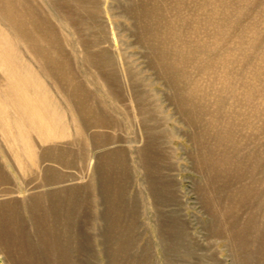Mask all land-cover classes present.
<instances>
[{"label":"bare ground","instance_id":"bare-ground-1","mask_svg":"<svg viewBox=\"0 0 264 264\" xmlns=\"http://www.w3.org/2000/svg\"><path fill=\"white\" fill-rule=\"evenodd\" d=\"M126 1L130 5L124 15L136 22L141 47L152 53L161 72L169 77L166 84L175 94L181 115L200 131L195 140L198 169L206 179L205 203L221 210L210 209L216 219L211 230L220 231L214 235L229 241L236 264H264V0ZM100 5L99 0H0L2 141L24 183L41 176L56 181L58 167L66 169L81 157V151L77 153L74 148L84 150L90 140L99 150L112 141L101 134L83 141V134L122 127L100 95L119 104L133 103L144 135L142 149L135 152L137 161L146 171L151 198L160 209L155 227L165 248L163 257L168 264H176L182 243L178 240L187 233L186 224L178 211L163 215L161 203L172 204L176 197L164 191L160 197L154 184L161 178L152 173L156 139L149 134L162 124L148 106L144 88L149 80L135 79L131 66L124 67L121 52L103 47L104 37L99 40L96 34L80 33L79 23L90 28L100 16ZM256 8L260 9L257 14ZM3 24L12 26L13 32L3 29ZM189 66L193 70L189 71ZM153 118L155 127H150ZM29 135L39 143L36 151L31 148ZM137 138L132 143H139ZM125 155L118 151L100 157L105 158L107 171L114 158L125 172ZM45 163L49 165L40 175ZM117 180L124 184L122 175ZM0 183L12 184L3 167ZM123 190L119 191L121 198ZM182 248L185 252V244ZM237 257L243 258L239 261Z\"/></svg>","mask_w":264,"mask_h":264},{"label":"rangeland","instance_id":"rangeland-1","mask_svg":"<svg viewBox=\"0 0 264 264\" xmlns=\"http://www.w3.org/2000/svg\"><path fill=\"white\" fill-rule=\"evenodd\" d=\"M99 2L101 4L100 16L98 15L97 19L89 24L90 28L87 25L79 23L80 33L96 34L99 40L104 37L103 47L111 46L118 49L121 52L124 67L127 69L131 66L136 72L135 79L141 78L142 80H149L146 82L144 88L149 96L148 106L151 108L156 120H159L162 124L160 129L157 131L154 130L149 134L152 135L150 138L156 139L153 140L156 144L153 147V156L155 159L150 163L154 165L152 173L158 174L159 178H161L160 180L157 179V182H154V184L159 188L160 197L161 191H164L168 196L173 195L176 197L172 204H168L167 201L161 203L163 205V215L166 217L172 211H178L180 217L186 224L185 232L187 233L178 240L182 243L180 248L181 253L178 254L179 256L177 255L178 261L176 264H236L235 256L232 255L229 249V241L221 239L219 235H214L220 233V231H212L210 227L214 225L216 220L210 215V209L211 211L215 210V212H220L221 210L207 206L205 203L206 190L204 191L203 188H206V179L198 169L199 150L197 151V143L195 140L197 131L198 135L200 131L191 127L181 115L179 112V103L175 100V94L166 84V80L168 82L170 80L169 77L161 72V68L158 66L152 53L147 54L144 48L141 47L139 43L140 31L136 28V22L124 15V9H127L130 3L126 0H99ZM259 10V8H256L254 13L257 14ZM7 28L10 33L13 32L12 26L3 24V29ZM77 33L80 34L78 31ZM107 41L111 42V44H108ZM117 63L120 66L119 60H117ZM188 70H193V67L189 66ZM49 84L53 88V82H49ZM90 88L94 89L92 86ZM100 97L111 107L110 115L113 118L115 117L117 121H120L119 123L122 127H112L99 131L92 130L83 134L81 138L83 141L88 139L90 135L92 137L97 134L108 135L112 138V141L104 150L100 148L94 151L89 140L87 148L83 153L84 161L76 163L71 170H66L67 174L72 175L71 180L68 179L70 182L68 181L67 184L61 185L60 187L66 188L69 186L68 188H71L76 185L80 186L82 182H92L95 177V158L98 155H108V153L123 151L126 154L125 156L129 163L128 170L130 171L128 178L124 171L120 173L122 178L125 175L124 178L129 182L131 187L127 191L126 196L129 195L131 198L136 197L139 204L138 208L141 210V214H139L140 222L155 224L160 220V209L157 208L151 198V192L146 183L148 181L146 171L143 167L139 166V160L137 159L138 155L136 154V150L142 149L143 143L141 141L144 135L138 125L140 119L135 117V106L130 102L119 104L120 102L106 99L103 95H100ZM62 103L65 105L64 108L68 107L65 102ZM126 105L131 107L129 108ZM126 107L127 109H125ZM69 111L70 109L67 110V112ZM122 112H124L126 117H124ZM156 120L153 118L150 127H155ZM75 125L79 126L77 123ZM146 135L149 136L148 134ZM27 137L31 142V148L36 149L39 146L37 139L31 135ZM135 137L138 140L140 139L139 143H132L136 139ZM262 141H264V138ZM9 154L0 134V167H3L5 173L12 178V184L0 183V264H24L22 258L26 252L29 255L35 254L37 258L46 256L41 254L37 237L38 233L36 231L37 227L33 223L30 209L32 208V197L39 193L44 194L46 190L41 189L42 191L34 192V182L29 180L27 183H24L19 176L15 161ZM100 156L99 158H101ZM48 165L45 163L41 166L40 175L42 174V169ZM31 178L33 177L31 176ZM35 185L39 187L40 184L36 183ZM16 201L15 207L8 211V204L11 205V202ZM173 204L176 207L172 206ZM77 208L75 207V213ZM78 209L80 210V207ZM46 219L50 222V216L46 215ZM19 220L22 224L19 227L20 229L17 228ZM42 226L45 225L43 224ZM139 232L142 236L144 234V238L149 239V244L153 245V264H168L164 258L166 257L165 248L158 231L148 230ZM51 233L49 235L52 241L54 235ZM73 234L75 236L77 232L75 231L70 234L74 240ZM18 235L21 238L22 248H19L17 245L19 241ZM99 239H103L99 236V231H90V246L84 245L85 240L81 242L84 243L80 246L77 243H73L72 240L70 242L71 244L64 239L61 240V243L64 242L63 250L66 251L65 264H103L102 262H98V250L103 248L98 246ZM183 244H185V252H182ZM162 257L165 259L164 262ZM237 258L241 261L243 257ZM131 264L143 263L141 261H135Z\"/></svg>","mask_w":264,"mask_h":264},{"label":"crops","instance_id":"crops-1","mask_svg":"<svg viewBox=\"0 0 264 264\" xmlns=\"http://www.w3.org/2000/svg\"><path fill=\"white\" fill-rule=\"evenodd\" d=\"M74 149L77 150V153H80L79 151H81V154H80L81 157L78 156L77 159L74 161V163L69 165L68 168L66 169H62L58 167V171H59L58 172L59 174L57 176L58 180L50 182L47 180V178L43 179L42 176L40 177V179L37 178L39 181L37 179L34 180V183H33L35 186L34 192L42 191L41 189L46 190V193L44 194L39 193L33 196L34 198L32 197L31 199L32 208H30L33 223L35 227H37L36 231L38 233L37 237L39 238L38 240H39V245L41 248V254L46 255V256L45 257L41 256V258H37L35 254L29 255L26 252L23 255L24 264H46V263L47 264H65L66 263L65 261L66 251L63 250L64 242L61 243V240L66 239L65 241L68 242L69 244H71L70 242L72 240L73 243H77V245L79 244V246L82 245L84 242L83 243L81 242L85 240L84 245L90 246V241H89L90 231H99V236L103 238L102 240L99 239L98 241V246L103 247L102 249L98 250V253H99L98 262H102L103 264H107V263L108 264H114V263L115 264H129L130 263L131 264V263H134L135 261L136 262L141 261L143 264H153V260H154L153 254H152L153 245L149 244L148 242L149 239L144 238L143 237L144 234L142 236V234L139 231H148V230L153 231V230H157V228L155 227V224L139 221L140 219L139 214H141L140 213L141 210H139L138 208L139 204L137 202L136 197L131 198L129 197V195L126 196L127 191L130 190L131 188L129 182L125 180L124 178V184H120V182H118L117 180V176L122 172L119 169L121 165L117 159L112 158L109 161L110 163L108 166L111 167L110 168L111 170L107 171V168L105 166V163H106L105 158L97 159L100 156L98 155L97 158H95V177L92 182H82L80 186L79 185H76L74 187L72 186L71 189L68 188L69 186L66 188L60 187L61 185L63 186L67 184L69 181L68 179L71 180L72 175L67 174L66 170H71L73 166L76 165V163L84 161L83 153L86 148L83 146L84 150H80L79 148H74ZM93 150L96 151L98 149H93ZM103 156H105V154L101 155V157ZM101 162L103 166H105L106 171L103 169H100ZM128 165H129L128 161H126V165L122 164V169L124 170L126 169L125 173L127 175V178L128 176H130ZM103 173H104V176H103ZM61 177L63 179H61ZM64 177H66L67 179ZM55 182L59 184H56ZM36 183L40 184L39 187L35 185ZM53 183L55 185H53ZM104 183H105L106 188L104 187ZM61 189L62 191L64 190L63 191L64 194L63 192L58 193V190L61 191ZM104 189H106L107 192H104L105 191ZM120 189H124L123 198H121L119 195ZM67 193L68 195L65 196V194ZM106 195H108V197ZM113 197L114 199H112ZM16 203L17 201L13 203L11 202L12 207L11 205H9L8 211L11 210V208L13 209ZM73 207H74V210H75V207H78V208L80 207V210L77 208L76 213H75V211L73 210ZM44 210L45 212H43ZM38 211H41V212L39 213ZM44 213L50 216V222H49L50 224L48 223L45 217L46 215ZM43 217L45 219H43ZM55 217L57 219L54 220L53 218ZM42 224L44 225L46 224L45 225L46 230H43L45 228L44 226L41 227ZM17 226L19 227L22 226L20 220ZM19 227L17 228L20 229ZM74 230L78 232L80 236L78 234L74 236L73 234V237H74V240H73L70 233L72 232L74 233L75 232ZM50 232H52L51 234L54 235L53 236L54 240L52 238L53 242L51 241V236L49 235ZM62 232H65V233H62ZM44 234H47V235H44ZM18 236H19L18 239L20 240V235ZM78 236H79V239H78ZM67 237L68 238L70 237L71 239L70 238L68 239ZM18 242H19L17 243L18 247L20 246V248H22L21 240ZM58 242H60V244ZM41 243H43L44 245Z\"/></svg>","mask_w":264,"mask_h":264}]
</instances>
